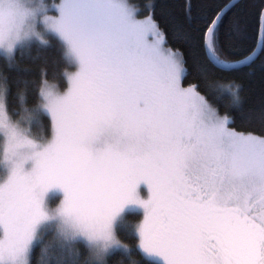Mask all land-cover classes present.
<instances>
[{
  "label": "snow or ice",
  "instance_id": "snow-or-ice-1",
  "mask_svg": "<svg viewBox=\"0 0 264 264\" xmlns=\"http://www.w3.org/2000/svg\"><path fill=\"white\" fill-rule=\"evenodd\" d=\"M0 264H264V0H0Z\"/></svg>",
  "mask_w": 264,
  "mask_h": 264
},
{
  "label": "trees",
  "instance_id": "trees-1",
  "mask_svg": "<svg viewBox=\"0 0 264 264\" xmlns=\"http://www.w3.org/2000/svg\"><path fill=\"white\" fill-rule=\"evenodd\" d=\"M138 2L143 3L144 0H138ZM252 3L261 6L262 0H252ZM173 46L182 47L175 42H173ZM18 59L20 60L22 67L27 69L29 77L37 83L41 79L42 72L47 74L49 81H54L60 77L66 67L65 57L60 46L56 42H52L48 46L32 45L22 53L18 54ZM132 217L137 222L141 218L135 214H132ZM125 242L130 244L135 243L131 238H127Z\"/></svg>",
  "mask_w": 264,
  "mask_h": 264
},
{
  "label": "rangeland",
  "instance_id": "rangeland-1",
  "mask_svg": "<svg viewBox=\"0 0 264 264\" xmlns=\"http://www.w3.org/2000/svg\"><path fill=\"white\" fill-rule=\"evenodd\" d=\"M49 2H51V0H49ZM59 201L57 200L56 203H58ZM142 218V217H141Z\"/></svg>",
  "mask_w": 264,
  "mask_h": 264
}]
</instances>
